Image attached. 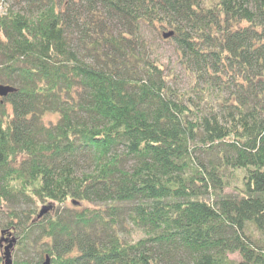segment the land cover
Masks as SVG:
<instances>
[{
  "label": "trees",
  "instance_id": "1",
  "mask_svg": "<svg viewBox=\"0 0 264 264\" xmlns=\"http://www.w3.org/2000/svg\"><path fill=\"white\" fill-rule=\"evenodd\" d=\"M0 1V264H264V0Z\"/></svg>",
  "mask_w": 264,
  "mask_h": 264
},
{
  "label": "rangeland",
  "instance_id": "2",
  "mask_svg": "<svg viewBox=\"0 0 264 264\" xmlns=\"http://www.w3.org/2000/svg\"><path fill=\"white\" fill-rule=\"evenodd\" d=\"M10 2L12 0H9ZM145 32V37L150 41L151 52L159 62L162 64L163 68L168 72L171 80L174 81L175 86L182 88L186 86V75L183 73L180 65L177 63L178 54L176 48L168 37H163V33L168 30L164 28H153L151 26H145L143 28ZM230 258L238 259L236 254L229 255ZM13 259V254H12Z\"/></svg>",
  "mask_w": 264,
  "mask_h": 264
},
{
  "label": "water",
  "instance_id": "3",
  "mask_svg": "<svg viewBox=\"0 0 264 264\" xmlns=\"http://www.w3.org/2000/svg\"><path fill=\"white\" fill-rule=\"evenodd\" d=\"M172 35V32H165L163 33V37H168ZM12 88L9 86H4V85H0V96H4L6 95L8 92H11ZM52 208V205H43L40 207L38 213H37V217H41L43 214H45L46 212H48L50 209ZM4 231L1 232V234H3ZM15 242V238L12 237L8 244L4 247V251H3V258H4V264H10L11 263V259H10V248L12 246V243ZM42 264H49V259L48 257H46V259L44 260V262Z\"/></svg>",
  "mask_w": 264,
  "mask_h": 264
},
{
  "label": "built area",
  "instance_id": "4",
  "mask_svg": "<svg viewBox=\"0 0 264 264\" xmlns=\"http://www.w3.org/2000/svg\"><path fill=\"white\" fill-rule=\"evenodd\" d=\"M3 11H4V8H3V5H2V3L0 1V13L3 12Z\"/></svg>",
  "mask_w": 264,
  "mask_h": 264
},
{
  "label": "flooded vegetation",
  "instance_id": "5",
  "mask_svg": "<svg viewBox=\"0 0 264 264\" xmlns=\"http://www.w3.org/2000/svg\"><path fill=\"white\" fill-rule=\"evenodd\" d=\"M2 243H3V245L5 244V242L4 241H2ZM2 245V244H1Z\"/></svg>",
  "mask_w": 264,
  "mask_h": 264
}]
</instances>
